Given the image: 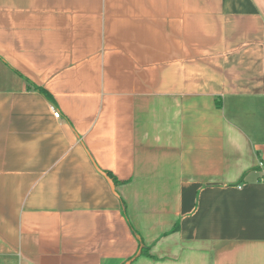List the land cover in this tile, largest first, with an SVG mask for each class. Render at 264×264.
<instances>
[{
  "label": "crops",
  "instance_id": "obj_1",
  "mask_svg": "<svg viewBox=\"0 0 264 264\" xmlns=\"http://www.w3.org/2000/svg\"><path fill=\"white\" fill-rule=\"evenodd\" d=\"M126 262L264 264V0H0V264Z\"/></svg>",
  "mask_w": 264,
  "mask_h": 264
},
{
  "label": "trees",
  "instance_id": "obj_2",
  "mask_svg": "<svg viewBox=\"0 0 264 264\" xmlns=\"http://www.w3.org/2000/svg\"><path fill=\"white\" fill-rule=\"evenodd\" d=\"M43 92V91H42ZM109 177L116 183V180L113 178V176L111 174H109ZM133 233L135 234V236L137 237V241H138V245H139V254H143V253H147L146 249L147 247L145 246V244L143 243V241L141 240V238L139 237V235L133 230ZM137 256L134 255L131 260L133 258H135Z\"/></svg>",
  "mask_w": 264,
  "mask_h": 264
},
{
  "label": "built area",
  "instance_id": "obj_3",
  "mask_svg": "<svg viewBox=\"0 0 264 264\" xmlns=\"http://www.w3.org/2000/svg\"><path fill=\"white\" fill-rule=\"evenodd\" d=\"M51 111H52L53 116H54L55 118H58V117H59V112H58V110H57L56 108L52 107V108H51Z\"/></svg>",
  "mask_w": 264,
  "mask_h": 264
},
{
  "label": "water",
  "instance_id": "obj_4",
  "mask_svg": "<svg viewBox=\"0 0 264 264\" xmlns=\"http://www.w3.org/2000/svg\"><path fill=\"white\" fill-rule=\"evenodd\" d=\"M103 175L107 178V180H108V182H109L111 188L113 189V188H114V185H113V182L111 181V179H109V178L106 176V174L103 173ZM125 264H128V262H126Z\"/></svg>",
  "mask_w": 264,
  "mask_h": 264
}]
</instances>
